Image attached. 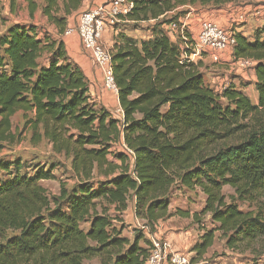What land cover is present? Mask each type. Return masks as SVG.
Listing matches in <instances>:
<instances>
[{"label": "trees", "instance_id": "1", "mask_svg": "<svg viewBox=\"0 0 264 264\" xmlns=\"http://www.w3.org/2000/svg\"><path fill=\"white\" fill-rule=\"evenodd\" d=\"M23 1L30 19L39 8L58 34L82 5ZM128 1L132 10L121 20L134 29L154 24L147 39L119 32L110 49L121 120L91 98L62 40L31 22L13 23L0 35V147L16 140L11 119L21 112L33 144L45 140L69 159L77 179L49 197L40 182L55 180L54 166L28 173L19 159L0 161V264H145L151 242L142 231L123 237L109 208L121 215L133 200L135 218L153 234L158 221L189 216L168 212L175 186L199 190L204 206L192 217L199 222L208 214L215 224L193 244L197 256L212 246L215 232L230 249L264 240V25L252 38L238 32L232 49L233 58L255 62L254 105L242 84L221 90L206 84L202 63L184 60L179 40L164 30L180 18L169 16L179 7L236 0ZM116 145L120 151H111ZM225 187L233 194L225 195Z\"/></svg>", "mask_w": 264, "mask_h": 264}, {"label": "rangeland", "instance_id": "2", "mask_svg": "<svg viewBox=\"0 0 264 264\" xmlns=\"http://www.w3.org/2000/svg\"><path fill=\"white\" fill-rule=\"evenodd\" d=\"M35 1L38 7H41L44 3V0ZM198 8L209 13L205 17L213 20L216 19L223 27L236 28L237 33L241 32L248 38H252L255 30L262 28L264 25V0H236L221 6H214L212 4L200 5L197 3L195 5L179 7L172 14H169V16L179 13L180 17H183L188 12H191V9L196 10ZM258 11H263V13H259ZM39 17L40 13L38 8L34 13L33 20L38 22ZM75 17L76 14L70 17L71 23L75 20ZM29 19L28 8L23 0H0V35L9 25L13 23L24 24ZM153 24V21L142 22L138 24V29L134 30L133 23L119 22L115 25L113 31H108L103 36L102 43L106 48L111 49L116 35L123 31L136 37L147 36ZM38 29L41 32L43 27L38 25ZM55 29L58 34L56 27ZM224 56L227 57V54ZM223 59L220 63H213L210 59L206 58L205 62L201 64L200 70L203 72L205 83L216 88L227 85L230 81H234L236 85L242 84V91L249 98L250 102L256 105L257 93L253 86L254 83L250 81L252 75L251 69L246 68L238 73L231 68L230 58L223 57ZM226 64L228 66H222ZM215 66H218V69ZM212 79L214 80L213 83L211 82ZM11 122L12 131L15 133L16 140L13 143H4L1 145L0 161L12 162L19 159L27 167L26 171L28 173H32L38 166H54L53 174L55 175V180L40 182L49 197L58 195L60 185H64L66 188L75 185L77 179L71 171L69 159H66L62 154L53 153L50 145L45 140H42L38 144H33L29 128H23L24 120L22 119L21 112H17L12 117ZM111 151L115 152L120 150H118V146L116 145L111 148ZM1 177H5V175L2 174ZM223 193L225 195H231L233 191L225 187L223 188ZM238 205L241 210L245 211L249 209L247 204L239 203ZM203 206L204 196L199 190H188L175 186L170 192L168 212L174 213L175 210L186 211V213H189L188 217L174 215L170 218L160 220L165 222L167 227L165 225L162 226V232H159L157 224L153 234H149L144 229L140 220H133L135 217L134 213L133 215H123V217L122 215L114 213V216L118 217L115 225L117 227H123L122 236L130 240L133 239L136 232L142 231L145 238L150 242L151 239L166 240L170 243L171 250L173 249L172 243L179 245L180 249L178 251L187 255L191 264H264V240L252 244L251 247L241 246L238 249H230L226 246V240L220 232H215L213 244L205 254L197 256L195 252H192L191 248L193 244L200 239L204 231L215 227V224L211 222L208 214L200 215L198 218L199 222H196L192 217V214L199 213ZM112 210L110 207V213L113 212ZM82 228L85 230L87 225H82ZM168 230L171 233L166 232ZM169 234L174 238V241L170 242L168 240L167 236ZM140 245L144 246V243L140 242ZM85 264L98 263L94 259Z\"/></svg>", "mask_w": 264, "mask_h": 264}, {"label": "built area", "instance_id": "3", "mask_svg": "<svg viewBox=\"0 0 264 264\" xmlns=\"http://www.w3.org/2000/svg\"><path fill=\"white\" fill-rule=\"evenodd\" d=\"M131 10L132 3L128 0H106L78 13L63 32L65 37L75 35L78 38L82 51L101 74L102 90L115 96L117 88L112 72L111 52L103 45L102 39L108 31H113L115 25ZM164 30L171 40H179L182 58L188 62H203L207 58L213 63H220L224 60L223 57L230 58L231 68L237 72H242L246 68L253 69L255 65L252 59L232 57L237 29L223 27L217 20L202 18L197 21L196 27L189 21L178 20L164 26ZM223 87L215 89L221 90ZM121 151L131 162L133 161V152L130 149L122 145ZM145 264H191V262L187 255L172 251L170 243L166 240L152 239Z\"/></svg>", "mask_w": 264, "mask_h": 264}, {"label": "crops", "instance_id": "4", "mask_svg": "<svg viewBox=\"0 0 264 264\" xmlns=\"http://www.w3.org/2000/svg\"><path fill=\"white\" fill-rule=\"evenodd\" d=\"M104 1H106V0H82V5H81L80 9L78 10V12H76L75 14L77 15L78 13L85 10L87 7L94 5V4L103 3ZM191 10H192L191 12H188L185 16L180 17L178 20L179 21H189V22H191L193 27H196L197 21L199 19H202V18H207L205 16H207L209 14L206 11H202L200 8H198L196 10H193V9H191ZM194 12H197V13H194ZM259 13H261V11ZM254 14H258V13H254ZM28 22H31L37 26L38 25L42 26L43 27L42 32L47 31L52 37L60 39L63 41L68 56L70 57V59L72 61H74L80 67L83 74L85 75V77L88 80V83H89L88 92H89V95L91 96V98L98 105L102 106L105 110H107L113 119L121 120L122 119V111L119 107L117 96L106 93L105 91L102 90L101 74L97 69H95V67L92 65V62L90 61V59L82 51L78 38L75 35H72L70 37H65V36H63V34H57V31H56L54 25L48 23L47 19L45 17H42L41 15L39 17L38 22H36V20H33V19H29ZM28 22H25V23H28ZM120 22L125 23L126 21L121 20ZM70 24H71V22H70V18H69L68 19V25H70ZM134 30H137V29H134ZM122 33L126 34L128 37H131V38L137 39V40L147 39L151 36L150 31H149V35L139 36V37H136L134 35H130V34H128V32H125V31H123ZM112 43H114V41ZM203 62H205V60ZM203 62H201V63H203ZM222 66H228V65L226 64V65H222ZM217 67L218 66H215L216 69H218ZM220 70H222V69H220ZM251 72H252V75H251L250 81H252L254 83L255 82V76H254L253 69H251ZM238 73H240V72H238ZM211 82L213 83L214 80L212 79ZM230 82L233 83L234 85H236L234 83V81H230ZM208 85L212 88H215L210 84H208ZM223 86H225V85H223ZM236 86L238 87L239 85H236ZM239 89H242V88H239ZM119 149H120V147L118 146V150ZM109 213H110V211H109ZM129 214L133 215V200H131L129 202L127 210L124 211L121 215L123 217V215H129ZM110 215L114 216V211L112 213H110ZM133 220L137 221V219L135 217L133 218ZM161 222L162 221H158V223H157L158 224L157 229L159 230V232H162V229H163L162 226L165 225V222H162V223ZM114 225H115V221H114ZM165 227H167V226L165 225ZM169 231L170 230H168L166 232H169ZM169 233H171V232H169ZM167 238L170 242L174 241V238L171 236V234H169L167 236ZM172 245H173L172 246L173 251H178L180 249L179 245H176L173 243H172Z\"/></svg>", "mask_w": 264, "mask_h": 264}]
</instances>
